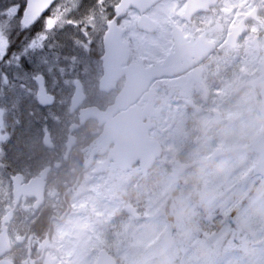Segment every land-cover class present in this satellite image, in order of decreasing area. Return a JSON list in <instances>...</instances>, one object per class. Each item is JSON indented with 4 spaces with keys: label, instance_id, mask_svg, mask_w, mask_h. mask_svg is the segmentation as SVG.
<instances>
[{
    "label": "flooded vegetation",
    "instance_id": "flooded-vegetation-1",
    "mask_svg": "<svg viewBox=\"0 0 264 264\" xmlns=\"http://www.w3.org/2000/svg\"><path fill=\"white\" fill-rule=\"evenodd\" d=\"M60 1L49 9L54 22L63 13ZM120 2L86 4L82 18L88 23L74 20L78 14L73 11L69 19L86 27L89 42L84 50L75 36L77 52L86 58L74 57L79 60H74L75 69L64 81L58 66L64 49L57 38L42 41L48 64L32 69L27 79L15 62L6 66L7 57L0 60V264H98L100 256L107 264L106 257L124 264L119 251L126 223L133 225L135 261L140 263L145 230L159 233L155 238L168 236L166 249L174 239L180 242L172 237L180 228L174 224L172 199L180 191H186V227L193 232L205 228L204 212L190 208L199 202V186L195 189L196 182L188 177L199 161L191 162L189 150L206 137L196 120L216 103L264 104V0ZM3 3L0 0V55L8 42L16 49L26 47L43 21L41 17L31 30L21 31L20 17L4 10L18 4L23 13L25 3ZM91 15L99 21L97 31L89 28ZM48 44L55 45L50 52ZM40 73L44 78L38 84L32 77ZM63 82L67 86L62 92ZM64 94L68 105L62 118ZM76 94L82 101L71 110ZM30 104L38 112L31 119ZM256 113L264 119L263 107ZM210 116L212 126L225 124L218 112ZM180 121H185L186 130L175 151L173 129ZM215 142L211 159L222 169L214 178L215 191L237 189L242 173L233 171L240 159L228 144ZM249 143L240 158L254 169L259 155ZM110 185L114 198L102 203L104 213L93 230L97 217L90 215V205L100 203ZM168 185L175 189L170 192ZM162 195L169 196L165 203H148L149 197L156 201ZM151 204L156 223L149 225L144 213ZM235 214L236 210L231 216ZM220 219L215 218L211 231L221 228L214 224ZM230 223L229 249L248 256L250 245L245 236L240 238V230L232 236L235 226ZM92 230L89 246L77 248L86 245L84 234ZM95 237L102 238L100 245ZM160 243L146 252L145 260L165 259ZM184 248L167 251V263L184 262ZM89 251L94 256L85 263ZM195 260L194 264H206L204 257L186 259Z\"/></svg>",
    "mask_w": 264,
    "mask_h": 264
},
{
    "label": "rangeland",
    "instance_id": "rangeland-1",
    "mask_svg": "<svg viewBox=\"0 0 264 264\" xmlns=\"http://www.w3.org/2000/svg\"><path fill=\"white\" fill-rule=\"evenodd\" d=\"M17 2L18 1L14 0L13 3L12 0V2L8 3L16 4ZM114 2L115 0H100L99 3H97V0H61L57 3L59 4V7H62L63 13L60 15V19L54 22V27L51 31L47 33L48 40L44 41L42 38H37V44H42V41L45 43H52V39L56 40V38L62 43L64 51L61 52V55L63 57L59 60L58 66L60 65L61 72L64 73V76H62L63 81L65 79V75L71 73L75 69L76 64H74V60L78 62L79 59L74 57L76 55H81L80 58H86L83 52L81 54L77 52V44L74 45L73 43L75 36H78V38L80 37L81 46H79L84 50L87 48L89 42L85 26L73 28L68 24L69 18H74L75 16L73 11L77 9L78 14L75 16L74 20L88 23V19L82 18L85 13L86 4H114ZM65 4H72L73 9L71 10L67 8V5ZM94 6L95 5H93V7ZM78 18L80 20H78ZM92 19L94 21L92 24H88L90 26L89 28L97 31L99 21L95 20L93 16ZM40 26H42V23L38 25L37 30L40 29ZM29 52L30 56L31 54L33 56V61H35L33 62L35 65L34 68L38 71V69L43 66H41V63H38L37 55H34L32 50ZM37 54L39 53L37 52ZM66 86L67 82H63L61 85L62 92ZM63 98L64 99L61 98L60 104L61 114H63L62 118L67 112L68 105L66 94L63 95ZM261 107L264 108V104L263 106L251 105L241 100H237L233 103L221 102L208 106L207 115L199 117L198 120H196L204 130L206 137L198 144L190 146L189 158L191 159V162L199 161V166L193 172L189 173L188 177L191 180L194 179L196 182L194 185L195 189L199 186V202L195 203V205L190 208L201 209L204 212L205 215L203 225L205 228H200L196 230V232H193L190 227H186L189 225L188 221L190 220L189 217H185V213H187V210L185 209L187 205L185 195L186 191H180L179 195H175L172 199L173 214L175 217L174 224H177L180 227L172 237L179 238V243L181 244L177 243L178 239H174L171 247L166 249V246L164 245L170 242L168 236L155 238V235H158L159 233H149L145 232V230L143 232L144 238L142 239V249L145 254L139 263L138 261H135L138 256V250L135 248V245L132 244L134 240L133 225L132 223H126L123 230L124 235L122 234V236H124V244L119 251V256L124 261V264H194V262H197L196 260L186 261V259L191 260L198 257H204L206 264H264V178L258 179L255 175H252L254 174L253 167H247L243 162H241L240 158L241 149L246 151L245 147L249 146L251 143H249V140L252 141L253 144L254 141H256L259 136L264 133V119L256 113L257 108L260 109ZM33 109L34 106L30 104V111L33 115L29 119L33 118L34 115L38 113ZM212 112H218L221 116H223L225 124L212 126L214 125L212 122L213 119H211L210 116ZM183 130H186L185 121H180L179 124H175L173 129V146L175 151L180 150L179 144L182 140ZM214 135L217 136L213 138ZM30 138L31 140L33 139V132H31ZM209 141L211 142L209 143ZM215 141H222L228 144L232 148L233 154L240 159L238 160L239 168L236 167L233 171L242 173V176L238 175L237 189L231 191H226V189H224V191H215L217 185L214 186L216 182L214 181V178L219 177L222 170L221 166L215 164L213 159H211L213 158L215 148L217 147V143ZM226 176H230V174H227ZM199 179L200 182H198ZM186 181L187 178L185 177L183 183ZM110 188L111 189L104 193L100 203L96 202L90 205V215L97 217L92 223L93 230L100 225L98 218H100V214L104 213L102 211V203L104 200L112 203L114 198V191L112 190L113 186L110 185ZM120 188L122 187L120 186ZM166 189L172 192L173 189H175V186L168 185ZM162 196V200L156 201V198L152 199V197H149L147 199L150 200L148 203L150 204L152 201L155 207H157L160 203H165L169 197L167 195ZM143 204H146V200L143 201ZM151 206L152 204L144 213L149 219L153 218V216H151ZM234 210H236V214L235 216H231ZM219 216H221L222 219L218 220V222L214 224L219 225L220 223L221 228H219L220 230L217 229L216 232H213L210 230V228L213 227L212 222H214L215 218H218ZM152 221L155 222L154 219H152ZM229 221H231V225L233 224L235 226L234 232L232 233L234 235L232 236L237 237L235 236L236 230H240V238L245 236L248 246L250 245L248 248V256H241L228 251L230 249L227 244V240L231 235L230 228L228 227ZM183 226L185 229H181ZM93 230L88 234H84L86 245L82 247H78L76 245L77 248L85 250V248L89 246V243L92 242ZM93 241L97 245H100L102 243V238L100 237L98 239L95 237ZM157 242H161L159 247L165 248L162 250L164 255L161 256L165 259L155 262L145 260L146 252L150 253L153 250L154 244H157ZM182 245L185 247L182 250L184 252V262L182 260L175 263L174 260L167 263V259L171 253L169 252L168 255L166 254L167 251L172 249L175 251L177 246ZM93 256L94 253H90V251L85 253V263H87V261L91 262Z\"/></svg>",
    "mask_w": 264,
    "mask_h": 264
},
{
    "label": "snow or ice",
    "instance_id": "snow-or-ice-1",
    "mask_svg": "<svg viewBox=\"0 0 264 264\" xmlns=\"http://www.w3.org/2000/svg\"><path fill=\"white\" fill-rule=\"evenodd\" d=\"M100 0H97V3H99ZM36 5L34 9V17L29 21L27 20L28 12L30 8H33V5ZM52 7L51 0L50 2L45 5L43 3V0H26V3L24 5V11L21 13L20 11V5H10L8 9L4 10L9 15L19 16L20 17V25H21V31H29L31 30L34 25L40 21V18L43 17L42 26L40 29L37 30V32L32 33V40L28 43L26 47L16 49L13 47L11 42H8L6 46L4 47L2 55H0V60H3L4 57H7V60L4 61V64L6 66H12L13 62H15V67L22 71L23 78L27 79L31 75V70L34 69L35 65L33 64L32 56H30L29 49L32 50L34 55H37V61L41 64H48V53L45 52V46L44 44H37V38H42L44 41L48 40L47 33L51 31V29L54 27V14L53 12L49 11V9ZM47 13V15H45ZM68 24L71 25L73 28L79 27V23L69 19ZM74 44H78L79 41L73 39ZM55 45L48 44L47 48L50 52L51 49ZM11 49V51H9ZM37 50L38 53L37 54ZM19 53V54H18ZM58 59V56L56 57ZM48 73L52 72L51 68H48ZM6 75V73H5ZM20 78V77H17ZM34 80L39 82L44 78V73H40L38 76L32 77ZM41 104H44L45 101L43 99L40 100Z\"/></svg>",
    "mask_w": 264,
    "mask_h": 264
},
{
    "label": "water",
    "instance_id": "water-1",
    "mask_svg": "<svg viewBox=\"0 0 264 264\" xmlns=\"http://www.w3.org/2000/svg\"><path fill=\"white\" fill-rule=\"evenodd\" d=\"M55 0H51V3H53ZM156 0H122L121 4H153ZM197 2V0H195ZM50 2V0H43V3L47 5ZM36 5H33V8L29 9L27 20H31L34 17V9ZM40 100L44 98L43 92L39 93ZM82 97L80 95H75V98L73 100V105L71 110L75 109L79 103H81ZM87 114L92 113L91 111H87ZM256 151L260 153V161L256 166V174L264 176V137H262L257 143H256ZM113 263V262H112ZM98 264H103L102 259H99ZM114 264V263H113Z\"/></svg>",
    "mask_w": 264,
    "mask_h": 264
}]
</instances>
